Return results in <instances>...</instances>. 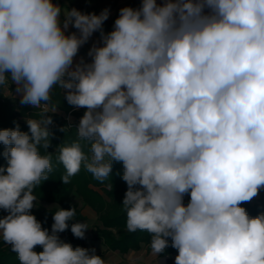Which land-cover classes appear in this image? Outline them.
<instances>
[{
	"label": "clouds",
	"instance_id": "obj_1",
	"mask_svg": "<svg viewBox=\"0 0 264 264\" xmlns=\"http://www.w3.org/2000/svg\"><path fill=\"white\" fill-rule=\"evenodd\" d=\"M109 14L0 0V88L15 84L22 105H43L41 119L26 120L29 132L18 123L0 130V209L8 213L0 239L19 264H117L61 240L75 207L53 214L51 232L30 211L53 171L47 112L59 87L69 105L86 109L77 140L57 147L64 185L82 166L104 182L122 163L126 230L149 233L153 255L171 238L175 264H264V213L251 217L241 206L264 189V0H142L121 8L105 34ZM69 25L79 35L66 34ZM96 31L103 46L73 68ZM89 228L70 230L84 239Z\"/></svg>",
	"mask_w": 264,
	"mask_h": 264
},
{
	"label": "trees",
	"instance_id": "obj_2",
	"mask_svg": "<svg viewBox=\"0 0 264 264\" xmlns=\"http://www.w3.org/2000/svg\"><path fill=\"white\" fill-rule=\"evenodd\" d=\"M95 1H105L106 8L110 9L115 5L114 0H65L68 6L81 11L84 14L89 3ZM97 8V7H95ZM14 84H10L8 88H0V130L15 128L18 123L20 130L29 132L28 119H41V108L35 109L31 105H22L20 100L13 97ZM9 92V95L6 94ZM64 90L55 87L52 91V100L48 104L47 115L51 116L53 123L49 125V130L52 133L50 137V147L47 152L52 153L53 171L48 174V180L43 181L36 189L34 195L38 202L53 203L58 205V208L45 209L42 206L31 209V214L35 215L38 221L42 223L43 228H47L51 232V226L54 223L53 214L59 208L69 209L75 207L76 215L73 221H69V229L58 235L65 236V241L70 243L73 248L85 247V238L79 239L74 237L70 228L74 222H85L86 217L81 213L77 203L71 202L72 197L79 198L84 206L91 208L97 215L102 227H97L92 239L100 242L106 251H118L122 254L128 253L131 250H140L144 246L150 247L151 235L147 232L136 231L130 233L126 230V212L122 210V202L127 184L122 179L123 165L122 163L113 162V170L110 177L104 182H100L94 178L86 169L81 167L78 174L71 177V182L64 185L60 180L65 174V169L57 159L59 152L57 147L62 145H70L77 140L76 129L78 120L86 111L85 108L77 111L73 106L69 105L65 99ZM53 106L57 107L56 112H52ZM63 114H61V113ZM67 115H72L76 119L74 123H69ZM68 127L66 132L60 131L61 128ZM30 134V133H29ZM84 152L90 153V144L87 141H80ZM4 145L0 143V166H7V160L3 157ZM41 155L46 154V150L40 149ZM111 183L110 189L107 185ZM190 196H184V204L189 202ZM246 209L249 216L255 217L264 213V189H262L257 199L252 202H246L241 205ZM8 213L0 209V215L6 216ZM169 239V247L160 256L178 253L172 248L171 238ZM151 248V247H150ZM33 251L39 253L43 251L42 246H35ZM96 255H101L96 253ZM0 264H19L17 254L11 251V246L3 243L0 239Z\"/></svg>",
	"mask_w": 264,
	"mask_h": 264
},
{
	"label": "crops",
	"instance_id": "obj_3",
	"mask_svg": "<svg viewBox=\"0 0 264 264\" xmlns=\"http://www.w3.org/2000/svg\"><path fill=\"white\" fill-rule=\"evenodd\" d=\"M114 1H115V5L109 9L110 10L109 18L104 22V24L102 26V30L105 34L111 32L113 30L114 21L118 18L119 10L121 8L132 7L134 9H137V8L141 7V4H142V0H114ZM53 2L58 3L64 9H66V8L69 10L72 9V7L68 6V4L65 2V0H53ZM164 2H165V0H157V4H159V5H162ZM73 32H75L77 35H79V30L72 27L71 25H69V28H68L66 34H71ZM94 44L98 47L103 46L100 31L94 32L93 35L89 38L88 42L85 43L79 49L77 56L74 58L73 68L75 67L76 63H79L81 61V59H83L85 63H91V57L88 56V52ZM14 86H15V89L12 92V95H13V97L20 100V95L16 91V85L14 84ZM6 94L9 95V92H6ZM61 114H63V113H61ZM80 119L78 120V122L80 121ZM84 248H87V246H85ZM148 248L151 250L150 247H148ZM142 250H143V248L140 250H137V251L131 250L128 253L122 254L118 251H106V248H105L103 251H101V252L98 251L96 253H100L101 254L100 256L106 260L111 259V260L116 261L117 264H135L133 262L134 261L133 259L136 258V255L139 254ZM174 255H178V253L164 255V256L158 255V256L162 258V257H166V256L171 257Z\"/></svg>",
	"mask_w": 264,
	"mask_h": 264
},
{
	"label": "rangeland",
	"instance_id": "obj_4",
	"mask_svg": "<svg viewBox=\"0 0 264 264\" xmlns=\"http://www.w3.org/2000/svg\"><path fill=\"white\" fill-rule=\"evenodd\" d=\"M97 7V8H95ZM106 8V2L105 1H95L92 3H89V5L85 9V13H95L99 15L102 10ZM64 93L67 91L65 89ZM19 94V93H18ZM20 95V94H19ZM76 109V108H75ZM82 108L76 109L79 111ZM67 120L69 123H74L76 120L74 116L67 115ZM258 195L253 198L251 201L254 202L257 199ZM71 202L77 203L78 208L81 209V213L86 217L85 223L89 224V229L85 232V243L87 246V249H95L96 252L103 251L105 248L100 242H96L92 239V236L96 230L97 227H102L96 213L89 207L84 206L82 201L77 197H72ZM36 203V206L34 208H37L38 206H42L45 209H54L58 208V205L53 203H46V202H34ZM4 215H0V218H3ZM61 240L65 241V236L59 235ZM175 256H166V257H159L158 255H153L152 250H150L148 247L144 246L143 250L136 255V258H134L133 262L135 264H175Z\"/></svg>",
	"mask_w": 264,
	"mask_h": 264
},
{
	"label": "built area",
	"instance_id": "obj_5",
	"mask_svg": "<svg viewBox=\"0 0 264 264\" xmlns=\"http://www.w3.org/2000/svg\"><path fill=\"white\" fill-rule=\"evenodd\" d=\"M41 110H43V105H42V107H41ZM48 110H49V108H48Z\"/></svg>",
	"mask_w": 264,
	"mask_h": 264
}]
</instances>
